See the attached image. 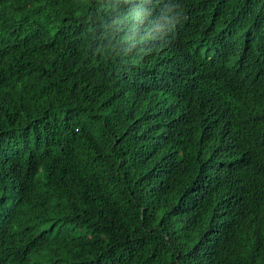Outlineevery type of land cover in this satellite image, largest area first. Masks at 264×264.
<instances>
[{"label": "trees", "instance_id": "trees-1", "mask_svg": "<svg viewBox=\"0 0 264 264\" xmlns=\"http://www.w3.org/2000/svg\"><path fill=\"white\" fill-rule=\"evenodd\" d=\"M0 264H264V0H0Z\"/></svg>", "mask_w": 264, "mask_h": 264}]
</instances>
